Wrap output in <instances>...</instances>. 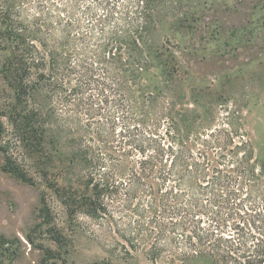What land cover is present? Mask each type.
Here are the masks:
<instances>
[{
  "label": "trees",
  "instance_id": "1",
  "mask_svg": "<svg viewBox=\"0 0 264 264\" xmlns=\"http://www.w3.org/2000/svg\"><path fill=\"white\" fill-rule=\"evenodd\" d=\"M21 1L0 0L18 96L33 69L48 86L74 76L95 117L94 143L74 155L85 175L73 210L123 220L125 240L153 262L169 253L183 264H264V159L230 115L214 128L213 114L178 108L177 67L161 91L146 83L164 54L153 37L167 0H41L42 22L30 29ZM3 168L15 174L8 160Z\"/></svg>",
  "mask_w": 264,
  "mask_h": 264
},
{
  "label": "rangeland",
  "instance_id": "2",
  "mask_svg": "<svg viewBox=\"0 0 264 264\" xmlns=\"http://www.w3.org/2000/svg\"><path fill=\"white\" fill-rule=\"evenodd\" d=\"M40 1L16 6L25 28L42 22ZM159 18L153 43L164 54L146 74L149 89L161 91L177 67L178 108L213 114L214 128L228 127L230 115L264 159V0H167ZM9 37L0 30V264H183L169 253L153 262L146 247H131L123 220L73 210L69 197L84 190L85 175L74 155L81 142L94 143L95 117L73 92L74 76L48 86L33 69L19 97ZM7 160L15 174L4 170Z\"/></svg>",
  "mask_w": 264,
  "mask_h": 264
},
{
  "label": "water",
  "instance_id": "3",
  "mask_svg": "<svg viewBox=\"0 0 264 264\" xmlns=\"http://www.w3.org/2000/svg\"><path fill=\"white\" fill-rule=\"evenodd\" d=\"M18 236L21 238V240L25 241V237L23 236L21 232L18 233Z\"/></svg>",
  "mask_w": 264,
  "mask_h": 264
}]
</instances>
